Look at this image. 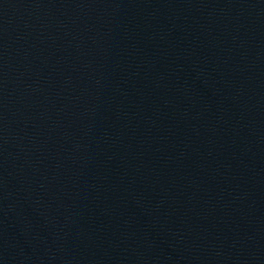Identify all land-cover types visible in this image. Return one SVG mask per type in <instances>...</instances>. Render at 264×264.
Wrapping results in <instances>:
<instances>
[{"label":"water","instance_id":"obj_1","mask_svg":"<svg viewBox=\"0 0 264 264\" xmlns=\"http://www.w3.org/2000/svg\"><path fill=\"white\" fill-rule=\"evenodd\" d=\"M0 264H264V0H0Z\"/></svg>","mask_w":264,"mask_h":264}]
</instances>
